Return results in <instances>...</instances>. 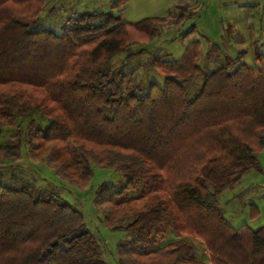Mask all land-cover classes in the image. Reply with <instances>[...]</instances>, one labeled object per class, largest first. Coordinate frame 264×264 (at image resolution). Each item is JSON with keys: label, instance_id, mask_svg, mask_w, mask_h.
<instances>
[{"label": "trees", "instance_id": "obj_1", "mask_svg": "<svg viewBox=\"0 0 264 264\" xmlns=\"http://www.w3.org/2000/svg\"><path fill=\"white\" fill-rule=\"evenodd\" d=\"M44 4L0 0V136L9 93L30 90L52 107L45 128L32 120L0 146L4 157L18 159L25 142L31 159L70 184L91 181L90 153L103 167L113 152L139 158L117 167L120 187L102 183L95 197L107 227L130 235L117 246L119 264H205L184 240L155 248L171 212L181 234L205 243L210 264H264V226L233 228L218 202L248 172L262 170L264 53H256L255 66L227 62L204 74L194 41L178 60L156 57L164 82L139 94V87L123 89L125 78L117 82L122 72L109 60L126 52L127 62L141 57L144 49L128 46L141 37L153 41L166 19L132 24L111 11H85L57 33L40 24ZM199 74L202 84L190 95ZM140 189L145 193L130 197ZM0 264L107 263L78 209L31 183L6 184L0 173Z\"/></svg>", "mask_w": 264, "mask_h": 264}, {"label": "rangeland", "instance_id": "obj_2", "mask_svg": "<svg viewBox=\"0 0 264 264\" xmlns=\"http://www.w3.org/2000/svg\"><path fill=\"white\" fill-rule=\"evenodd\" d=\"M85 11H111L132 24L147 18L166 19L159 25V33L153 41L141 37L128 46L130 52L144 49L146 52L141 57L127 62L126 52L109 60L112 70L122 72L117 74V82L123 76L125 78L123 89L139 87V94L145 92L152 82L160 85L164 82V74L152 64L156 57L165 61L178 60L194 41L201 43L199 66L204 74L227 62L233 69L240 63L255 66L256 53H264V0H45L40 24L61 33L68 19ZM202 76L199 74L193 80L190 95H194L201 86ZM8 96H11V112L0 136V146L8 144L17 131L25 133L32 120L42 128L51 120L49 113L52 107L43 95L29 90L11 92ZM257 149L262 170H251L218 196L219 205L233 228L248 225L259 229L264 226V147ZM111 157L112 163L103 167L100 157L90 153L89 160L94 170L91 181L70 184L58 177L45 161L31 159L29 146L24 142L18 159L17 156L4 157L0 152L1 179L15 187L31 183L36 189L55 193L72 204L82 213L88 230L99 242L103 260L107 264H119L117 246L121 241L129 240L130 235L107 227L106 213L96 206L95 197L102 183L120 187L124 178L116 171L117 167L126 162H139V158L125 152H113ZM142 193L145 190L140 189L130 197H138ZM175 215L173 212L168 215V223L155 236V248L184 240L195 245L200 261L210 264L205 243L198 237L181 234L176 229Z\"/></svg>", "mask_w": 264, "mask_h": 264}, {"label": "crops", "instance_id": "obj_3", "mask_svg": "<svg viewBox=\"0 0 264 264\" xmlns=\"http://www.w3.org/2000/svg\"><path fill=\"white\" fill-rule=\"evenodd\" d=\"M253 206H255L254 204H252ZM256 207V206H255ZM258 208V207H257ZM259 210V209H258Z\"/></svg>", "mask_w": 264, "mask_h": 264}]
</instances>
